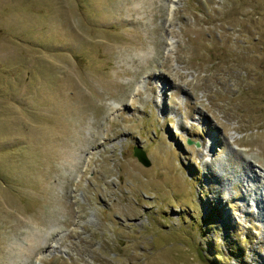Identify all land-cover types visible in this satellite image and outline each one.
I'll return each mask as SVG.
<instances>
[{
  "label": "rangeland",
  "instance_id": "obj_1",
  "mask_svg": "<svg viewBox=\"0 0 264 264\" xmlns=\"http://www.w3.org/2000/svg\"><path fill=\"white\" fill-rule=\"evenodd\" d=\"M0 264H264V0H0Z\"/></svg>",
  "mask_w": 264,
  "mask_h": 264
},
{
  "label": "water",
  "instance_id": "obj_2",
  "mask_svg": "<svg viewBox=\"0 0 264 264\" xmlns=\"http://www.w3.org/2000/svg\"><path fill=\"white\" fill-rule=\"evenodd\" d=\"M134 155L137 157L138 161L143 164L145 167H151V161L142 146L134 148Z\"/></svg>",
  "mask_w": 264,
  "mask_h": 264
}]
</instances>
